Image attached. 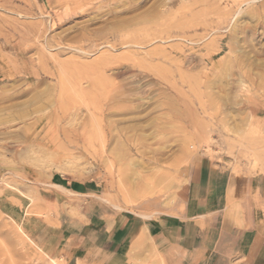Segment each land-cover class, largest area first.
Instances as JSON below:
<instances>
[{
    "label": "rangeland",
    "instance_id": "rangeland-1",
    "mask_svg": "<svg viewBox=\"0 0 264 264\" xmlns=\"http://www.w3.org/2000/svg\"><path fill=\"white\" fill-rule=\"evenodd\" d=\"M206 160L264 173V0H0V264H72L59 220L167 212Z\"/></svg>",
    "mask_w": 264,
    "mask_h": 264
},
{
    "label": "crops",
    "instance_id": "crops-1",
    "mask_svg": "<svg viewBox=\"0 0 264 264\" xmlns=\"http://www.w3.org/2000/svg\"><path fill=\"white\" fill-rule=\"evenodd\" d=\"M59 228L72 264H264V173L206 160L190 169L167 212L143 216L87 201Z\"/></svg>",
    "mask_w": 264,
    "mask_h": 264
},
{
    "label": "bare ground",
    "instance_id": "bare-ground-1",
    "mask_svg": "<svg viewBox=\"0 0 264 264\" xmlns=\"http://www.w3.org/2000/svg\"><path fill=\"white\" fill-rule=\"evenodd\" d=\"M241 89V88H240ZM150 183V182H149ZM147 191V190H146ZM151 191V190H150ZM153 194V193H152ZM144 196V195H143ZM131 202H132V200H131Z\"/></svg>",
    "mask_w": 264,
    "mask_h": 264
}]
</instances>
